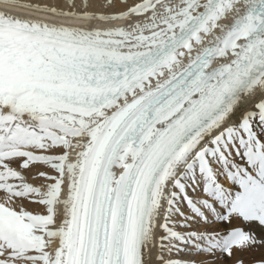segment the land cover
Returning <instances> with one entry per match:
<instances>
[{
	"label": "snow or ice",
	"instance_id": "obj_1",
	"mask_svg": "<svg viewBox=\"0 0 264 264\" xmlns=\"http://www.w3.org/2000/svg\"><path fill=\"white\" fill-rule=\"evenodd\" d=\"M0 4V264H264V0Z\"/></svg>",
	"mask_w": 264,
	"mask_h": 264
},
{
	"label": "bare ground",
	"instance_id": "obj_2",
	"mask_svg": "<svg viewBox=\"0 0 264 264\" xmlns=\"http://www.w3.org/2000/svg\"><path fill=\"white\" fill-rule=\"evenodd\" d=\"M19 2L20 3H28V4L55 5L61 10H65V11L71 10L67 6V0H19ZM81 2H82V0H76L77 5H79ZM93 2H95V0H93ZM117 2H119V0H117ZM174 2L178 3L179 0H174ZM80 10L81 9L79 7L76 8V11H80ZM0 11H8L12 15L21 16V17H33L35 19H41V20H48L49 19V17H47V16H44V15H41V14L30 13V12H27V11H25L23 9L5 8V6L3 4H0ZM89 11H92V9L91 10L89 9ZM93 11H95V10H93ZM52 22L66 24L67 26H70V27H86V26H90L88 24V22H84V21L54 20ZM95 26L96 27H100V28H104V27H124V26H126V23L125 22H118V23H116L114 25L97 24ZM28 176H29V180H30L31 174H28ZM31 183H33L34 185L38 186L41 183V181L32 179Z\"/></svg>",
	"mask_w": 264,
	"mask_h": 264
},
{
	"label": "rangeland",
	"instance_id": "obj_3",
	"mask_svg": "<svg viewBox=\"0 0 264 264\" xmlns=\"http://www.w3.org/2000/svg\"><path fill=\"white\" fill-rule=\"evenodd\" d=\"M90 10L92 9V11L93 10H97V9H93V8H89ZM81 11V10H80ZM79 12V11H78ZM126 23V22H125ZM30 182L32 181V179L30 178V180H29ZM257 255V256H256ZM259 255L260 254H258V253H253V254H245V256H244V259H245V261L247 262V261H249L250 259H252V257L253 256H255V257H259ZM223 264H232V262L230 261V260H224V262H223Z\"/></svg>",
	"mask_w": 264,
	"mask_h": 264
}]
</instances>
